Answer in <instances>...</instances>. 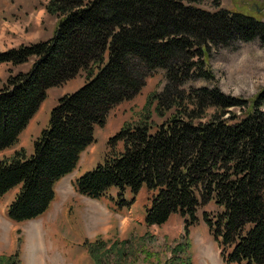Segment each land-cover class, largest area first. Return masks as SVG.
Returning a JSON list of instances; mask_svg holds the SVG:
<instances>
[{
  "label": "trees",
  "instance_id": "trees-1",
  "mask_svg": "<svg viewBox=\"0 0 264 264\" xmlns=\"http://www.w3.org/2000/svg\"><path fill=\"white\" fill-rule=\"evenodd\" d=\"M202 1L50 0L47 12L58 20L54 36L0 53V65L32 62L0 90V153L18 142L49 89L87 75L79 90L59 99L33 152L16 151L0 162V201L19 189L8 207L11 220L45 214L55 184L94 143L95 128L163 71L164 89L146 106L157 101L163 121L154 122L148 111L124 126L110 139L104 161L76 180V191L99 200L112 188L123 197L146 187L152 194L147 226L179 214L187 232L198 212L214 203L216 212L203 211V219L223 262L264 264V88L248 102L218 87H187L191 80H215L209 49L255 40L264 48V22L226 9L211 12ZM247 105L245 114L232 113ZM85 246L94 264H104L101 250H112L104 242ZM0 264H21L19 252L0 256Z\"/></svg>",
  "mask_w": 264,
  "mask_h": 264
},
{
  "label": "rangeland",
  "instance_id": "rangeland-1",
  "mask_svg": "<svg viewBox=\"0 0 264 264\" xmlns=\"http://www.w3.org/2000/svg\"><path fill=\"white\" fill-rule=\"evenodd\" d=\"M49 1L0 0V53L47 41L54 36L58 20L47 12ZM201 7L211 12L220 9L241 12L264 22L263 0H203ZM209 50L208 64L215 80H191L187 87H218L227 95L252 102L264 88V48L260 42L255 40L232 48ZM31 66L32 62L19 66L0 65V90L5 88L10 76L27 72ZM86 76L85 72H80L49 89L18 142L0 153V162L10 160L16 151L31 154L34 141L48 128L51 111L59 99L79 90L86 83ZM165 84L163 71L153 73L139 94L115 106L106 123L95 128L94 143L81 154L72 174L56 185L55 200L48 210L53 205L52 213L42 217L44 229L40 220L23 222L24 233L19 232L17 242L10 246V227L0 219V256L18 251L21 264H94L85 244L104 242L106 250L112 248L111 252L101 250L100 256H106L104 264H225L219 244L203 219V211L216 212L214 203L198 212L199 221L187 232L185 220L179 214H173L162 226H147L145 217L152 203V194L146 187L136 196L127 190L123 197L118 189L112 188L99 200L84 197L75 189L77 178L104 161L112 150L110 139L124 126L145 119L148 111L154 122L163 121L155 113L157 101L148 109L146 106L151 95L162 92ZM249 108L247 105L244 109H233L232 113L240 116ZM121 148L119 143L116 150ZM18 191L12 190L5 195L0 202V214L2 207L12 195L16 197Z\"/></svg>",
  "mask_w": 264,
  "mask_h": 264
},
{
  "label": "crops",
  "instance_id": "crops-1",
  "mask_svg": "<svg viewBox=\"0 0 264 264\" xmlns=\"http://www.w3.org/2000/svg\"><path fill=\"white\" fill-rule=\"evenodd\" d=\"M55 33V32H54ZM48 40V39H47ZM10 149V148H9ZM3 152V151H2ZM68 176V175H67ZM67 176H65L64 178H66ZM64 178H62L60 181H62ZM60 181H58L56 184H55V187H56V185L60 182ZM55 187H54V189H55ZM15 190H17V189H15ZM11 192V191H10ZM16 195V194H15ZM5 197V196H4ZM14 195H12V197H11V199H9V201H7V203L2 207V213L0 214V219H1V221H3L4 222V224L6 225V226H9L10 227V235H9V239H10V242H9V244H10V246H13V245H15V243L17 242V239H18V237H19V235H18V233L19 232H23L24 233V229L22 228V226H21V223H23V222H15V221H13V220H11V219H9L8 218V216H7V210H8V207H9V205L11 204V202L14 200ZM2 201V200H1ZM0 201V202H1ZM54 206L52 205V208H53ZM52 208H51V210L49 211L50 213H52ZM48 211L45 213V214H43L41 217H39V218H37V219H34V220H31L30 222H33V223H36V222H38L39 220L42 222V224H41V227H42V229H44V224H43V219H42V217L44 216V215H46V214H48L49 213ZM13 236V237H12ZM1 252V251H0Z\"/></svg>",
  "mask_w": 264,
  "mask_h": 264
}]
</instances>
